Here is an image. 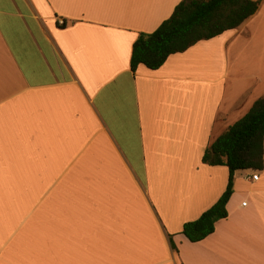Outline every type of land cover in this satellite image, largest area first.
I'll list each match as a JSON object with an SVG mask.
<instances>
[{
    "label": "crops",
    "instance_id": "1",
    "mask_svg": "<svg viewBox=\"0 0 264 264\" xmlns=\"http://www.w3.org/2000/svg\"><path fill=\"white\" fill-rule=\"evenodd\" d=\"M180 1L0 0V264H264V166L211 234L181 233L227 187L205 149L264 95V0L131 70Z\"/></svg>",
    "mask_w": 264,
    "mask_h": 264
},
{
    "label": "trees",
    "instance_id": "2",
    "mask_svg": "<svg viewBox=\"0 0 264 264\" xmlns=\"http://www.w3.org/2000/svg\"><path fill=\"white\" fill-rule=\"evenodd\" d=\"M259 4V0H181L155 30L138 35L132 46L131 70L139 64L157 69L171 54L237 28L258 10ZM263 141L264 95L204 151L203 163L227 166L229 178L219 199L198 218L183 224L181 233L191 242L207 237L214 231L215 223L227 217L226 204L233 192L234 173L263 168Z\"/></svg>",
    "mask_w": 264,
    "mask_h": 264
},
{
    "label": "built area",
    "instance_id": "3",
    "mask_svg": "<svg viewBox=\"0 0 264 264\" xmlns=\"http://www.w3.org/2000/svg\"><path fill=\"white\" fill-rule=\"evenodd\" d=\"M58 23L60 25H64V21L62 19H59ZM258 178V174L257 172H255L253 175H252V179H257Z\"/></svg>",
    "mask_w": 264,
    "mask_h": 264
}]
</instances>
